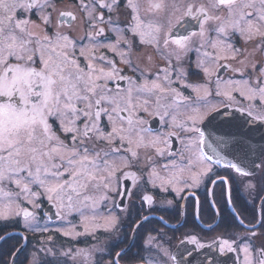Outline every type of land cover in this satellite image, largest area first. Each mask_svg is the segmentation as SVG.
<instances>
[{
    "label": "snow or ice",
    "instance_id": "1",
    "mask_svg": "<svg viewBox=\"0 0 264 264\" xmlns=\"http://www.w3.org/2000/svg\"><path fill=\"white\" fill-rule=\"evenodd\" d=\"M79 10L85 27L76 37L70 27L76 17L58 12L56 0H0V219L22 216L27 228L48 232L36 213L23 207L38 208L43 197L59 219L79 214L83 232L72 224L57 229L65 237L95 236L100 229L118 233L122 218L113 208L130 217L135 206V192L122 189L124 181L130 179L135 188H171L179 195L211 179L213 165L245 176L252 175L250 167L264 168V159L257 165L246 153L228 158L223 150L229 142L209 140L201 126L218 112L209 100L213 83L216 97L234 102L237 93L250 102L240 111L264 121V109L254 111L256 102L264 105V0H79ZM65 22L68 30H62ZM141 45L152 52L137 54ZM191 52L197 54L202 83L187 82L182 64ZM105 53L119 57L140 78L122 75ZM138 61L148 66L141 68ZM222 69L241 78L223 79ZM177 84L194 95H184ZM150 119H158L159 127L152 128ZM247 187L255 189L251 182ZM125 196L129 204L122 206ZM141 200L155 203L147 194ZM101 208L106 214L100 215ZM147 219L141 217L133 230ZM246 227L248 235L222 239L218 250H239L243 264H264V240L254 245L256 225ZM51 241V236L41 241L30 264H102L95 253L103 249L96 245L60 249L48 247ZM186 241L205 247L196 237ZM144 243L154 246L159 258L141 257L137 264H182L183 257L178 259L156 236L148 234ZM124 252L104 264H118Z\"/></svg>",
    "mask_w": 264,
    "mask_h": 264
},
{
    "label": "flooded vegetation",
    "instance_id": "2",
    "mask_svg": "<svg viewBox=\"0 0 264 264\" xmlns=\"http://www.w3.org/2000/svg\"><path fill=\"white\" fill-rule=\"evenodd\" d=\"M56 4L62 7L58 12H72L76 17L70 26L73 30L71 34L76 37L83 35L85 26L81 23L82 13L79 10V0H56ZM121 9H123V5H121ZM104 11L107 17V10ZM56 15L53 25L56 24ZM126 15L122 11L120 19H125ZM113 17L115 18V14ZM31 18L37 20L36 15ZM68 28L69 25L65 22L62 30H68ZM51 30L50 28L49 31ZM82 43L87 44L88 41L85 39ZM137 43H139L138 40ZM237 46H242L238 38ZM142 51L151 53L152 49L143 45L136 49L137 54ZM105 54L110 59L116 60L117 66L123 69L122 75H135L137 79L140 78L139 72L134 73L127 66L122 65L119 57L112 53ZM155 59L160 67L164 66L165 62L162 59L158 56ZM196 59L197 54L191 52L183 61L182 67L188 72V83H202L204 80L202 71L195 68ZM173 62L175 63L174 58ZM138 63L141 68L148 66L143 61H138ZM153 70H155V65H153ZM219 75L223 79L241 78L239 73H233L229 69H222ZM148 76L149 79L152 78L151 73H148ZM214 79L215 77H213ZM119 84L121 87H127L126 81H119ZM175 86L186 96L194 95L190 89H184L180 84ZM210 87L213 91L209 100L217 106L218 112L212 114L213 118L210 121H205L201 125L206 136L209 140H227L229 143L226 148H229L231 152L224 151V155L228 158H233L229 156V153L241 156L246 153L248 160L259 165L261 159H264L260 156L261 151L264 150V121L254 120L246 112L240 111L241 107H249L250 102L242 100L237 93L233 94L235 101L229 102L223 97L215 96L214 83ZM262 109H264V105L256 102L254 111L259 112ZM146 119L149 118L146 117ZM150 126L154 129L158 128V119H150ZM174 147H179L178 141L175 142ZM204 150L211 154V149L205 147ZM249 171L252 172V175L245 176L223 165H213L214 174H210L211 179L205 178L198 187L185 188L179 195L171 188L167 192L159 187L153 188L151 184H141L139 188H135L130 179L124 181L122 189L127 187L128 190L135 192L133 197L135 206L131 208L130 217L127 213L121 212L119 208H113L112 211L121 216L122 224L119 232L112 234L105 233L100 229L95 232V236L81 235L75 238L63 236L62 232L57 229L66 230L70 224L78 225L76 230L83 232V228L79 226V214L72 213L67 216V219H59L56 216L55 206L41 197L37 201L38 208H32L27 203H24L23 207L34 211L39 225L47 227L49 231L41 233L27 228L23 224L22 216L10 220L0 219V237H3L0 239V253L9 256L10 264L12 255L22 245L23 247L12 264H30L33 252L42 246L41 241H47V237L51 236L52 241L47 244L48 247L76 249L90 248L92 245H96L99 249H103V252L95 253V257L101 260L102 264L113 259L117 252L124 249L125 252L120 257L118 264H137L141 257L147 258L151 255L159 258L155 247L144 243L148 234H151L156 236L164 247L177 255L178 259L182 256V264H243L244 254L239 250L221 253L218 248L219 241L222 239L232 240L248 235L247 225H256L254 230L258 235L252 241L254 245L258 247L264 240V236L259 235L264 233V228L260 227V224L264 223V190H262L264 189V168L252 169L250 167ZM218 177L222 179H217ZM212 181L216 182L212 183ZM249 182L255 185V189L247 187ZM180 186L183 187V185ZM13 190L15 191L14 188ZM145 194L153 196L155 201L153 205H148L141 200V196ZM167 201H172V203L168 204ZM117 203H121L120 198H117ZM128 204L129 198L123 197L122 206ZM104 214H106L104 208H101L100 215ZM143 216H147L148 219L142 221L139 229L134 231L136 222L140 221ZM14 231L20 234L7 236L8 233ZM117 236L119 242L114 243ZM190 237H196L198 243L204 244L205 247L200 248L198 245L187 242L186 238ZM182 241L185 242L181 243ZM109 252L111 255L107 254ZM43 255L40 253L41 259H43ZM5 259L6 257L2 259V262Z\"/></svg>",
    "mask_w": 264,
    "mask_h": 264
},
{
    "label": "rangeland",
    "instance_id": "3",
    "mask_svg": "<svg viewBox=\"0 0 264 264\" xmlns=\"http://www.w3.org/2000/svg\"><path fill=\"white\" fill-rule=\"evenodd\" d=\"M57 5V10H60V8H62L60 5H58V4H56ZM55 14L56 13H54L53 14V21L55 22ZM61 227H64V226H61ZM14 232H16V231H14ZM11 233V232H10ZM20 233H18V232H16L15 234L13 233V234H11V235H19ZM6 257V259H5V261L4 262H2V259L3 258H5ZM8 258H9V256H7V255H4V254H2V253H0V264H9V261H8Z\"/></svg>",
    "mask_w": 264,
    "mask_h": 264
},
{
    "label": "water",
    "instance_id": "4",
    "mask_svg": "<svg viewBox=\"0 0 264 264\" xmlns=\"http://www.w3.org/2000/svg\"><path fill=\"white\" fill-rule=\"evenodd\" d=\"M223 151H230V152H231V150H230L229 148H224ZM13 233L15 234L16 232L8 233L7 236H8V235H11V234H13ZM0 241H1V240H0ZM22 247H23V246L21 245V246H20V247L14 252V254H13L12 257H11L10 264L13 263L14 258L16 257V255L18 254V252L21 250Z\"/></svg>",
    "mask_w": 264,
    "mask_h": 264
}]
</instances>
